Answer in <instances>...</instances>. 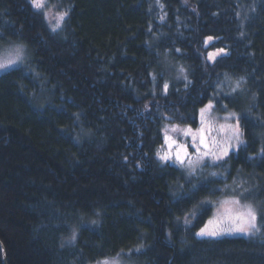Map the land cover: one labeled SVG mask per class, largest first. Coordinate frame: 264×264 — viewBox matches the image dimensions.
I'll return each instance as SVG.
<instances>
[{
    "label": "trees",
    "instance_id": "1",
    "mask_svg": "<svg viewBox=\"0 0 264 264\" xmlns=\"http://www.w3.org/2000/svg\"><path fill=\"white\" fill-rule=\"evenodd\" d=\"M46 6L68 10L56 32L30 0H0V43L29 49L23 66L0 75L5 264H95L120 255L139 264H264L260 235H194L209 207L183 225L201 201L215 199L218 182L185 179L157 156L165 130H196L200 109L223 102L242 113L247 145L220 169L240 179L235 186L262 190L254 205L264 201V127L256 120L264 119V0ZM208 36L219 39L206 48ZM217 49L227 55L208 61ZM181 66L187 80L168 73ZM240 77L246 98L217 93L222 80ZM249 107L252 114H244ZM73 227L77 238L68 243Z\"/></svg>",
    "mask_w": 264,
    "mask_h": 264
},
{
    "label": "snow or ice",
    "instance_id": "2",
    "mask_svg": "<svg viewBox=\"0 0 264 264\" xmlns=\"http://www.w3.org/2000/svg\"><path fill=\"white\" fill-rule=\"evenodd\" d=\"M31 6L38 12H40L44 19L48 21L51 31L56 32L60 29L63 24L65 18L68 16V10L60 11L55 14V23H52L50 17H52L51 10H46V0H30ZM159 3V0H157ZM163 7V5H160ZM239 15V13H237ZM164 17H161L163 19ZM243 35V33H241ZM3 34L0 33V40H2ZM214 38L212 36L206 37L204 40V46L207 48L210 42H212ZM175 51L179 52L180 49H175ZM220 55H227L225 49H217L216 51H210L207 54L206 59L211 62H215L216 58ZM27 59L26 56V46L23 44H10L9 47L0 49V71H6L8 69H15L17 66H23ZM180 74L183 76L185 80H187L186 70L183 66L179 68ZM37 75H39L37 73ZM153 79H155V75L153 74ZM243 77H240L237 81H235L234 86L231 88L232 92H236L237 90L242 89V81ZM190 83V82H189ZM187 87V85H186ZM219 87V86H218ZM169 88L168 82L163 84V92L167 94ZM255 100V94H253V101ZM214 107L212 101H209L204 108L200 109L201 116V128L197 129L194 133L191 128H185L181 131L184 135H190L192 137L193 147L195 148L196 159L193 160L188 151V145L185 144H177L175 140H173L170 136L167 135V131L165 130V141L168 145L167 150L161 152H157V156L161 162H169L172 161L174 163L180 164L182 167L185 166V160L187 159V168H188V177H192L196 174L195 165L197 163H202L205 157H210L213 161L221 162L225 161L226 158L230 157V153L233 151H238L241 146H246L247 141L244 137V128L241 126V118L242 113L230 112L229 117L235 119L234 124H224L220 125L221 131L227 129L229 135L223 141H216L213 138V148H209V144L207 142V138L204 134L205 127L211 129V124L206 120V113L210 112ZM227 108V105H224ZM244 114L251 115V107L243 110ZM227 119V118H226ZM256 120L260 123L261 127H264V119L261 117H256ZM173 131L178 130V126H173ZM198 141V142H197ZM173 145H176V150L173 153L171 151ZM201 146L204 151H201ZM260 155L264 158V148L260 149ZM127 159V157H125ZM211 175L215 176L216 173H212ZM196 185H193L195 188ZM256 191V187L253 186L251 188L243 189L241 195L246 196L252 192ZM207 201H201V204L206 203ZM264 201H261L259 204L254 205L253 203H241V199L233 196L231 198L225 199L220 202V208L217 210L216 214L208 220V222L204 225V227L200 228V230L194 235L196 237H211L216 238L225 234H233V233H241L247 236H257L260 235L264 238V232H261L260 221L264 220ZM220 209H223L221 211ZM195 212H193V216ZM92 224L97 223V221L93 220ZM185 224H190L191 220L185 216L184 218ZM77 238V228L73 227L71 229V235L67 238L68 243H74ZM140 247H143L141 245ZM140 247L130 250V251H140ZM119 255V254H118ZM100 264H119L118 260L109 261L105 259L100 262Z\"/></svg>",
    "mask_w": 264,
    "mask_h": 264
},
{
    "label": "rangeland",
    "instance_id": "3",
    "mask_svg": "<svg viewBox=\"0 0 264 264\" xmlns=\"http://www.w3.org/2000/svg\"><path fill=\"white\" fill-rule=\"evenodd\" d=\"M48 9H50L51 13H52V17H50V19L52 20V23H55L54 17H55V14L57 12L54 11V9L51 6H46V10H48ZM46 22L48 23V21H46ZM10 44H20V43H16V42L3 43L2 42V43H0V49L7 48L10 46ZM26 56H27V58L29 56V49H27V47H26ZM218 57H220V56H218ZM26 61H27V59H26ZM17 67H21V66H17ZM10 70H13V69H8L6 71H0V75H2L3 73H5L7 71H10ZM168 70H169L168 73L173 74L176 77L182 76L178 69L168 68ZM234 84H235V82H233V81L230 82L227 79L222 80L221 88L217 87V93L221 92L222 94H225L227 96H230L232 93L233 94L243 93L244 89L243 90H237L236 92H232L231 88L234 86ZM239 96H241L242 99L247 97V95L245 93L239 94ZM212 102L214 104L213 109L210 112L206 113V120L210 122L211 129L209 130L208 127H205V132H204L210 149L213 148V138H215V140L219 142V141H223L229 135V132L227 129L221 131L220 125L234 124L235 123V119L229 117V113L234 112V111L229 110L228 107L225 108L224 107L225 103H223V102H222V105L221 104L218 105L214 101H212ZM222 107H223V109H222ZM198 117H199V125H198L197 129L201 128V126H202L200 111L198 112ZM182 129H185V127L179 126L178 130H176V131H170L169 130L167 132V135L170 136L173 140H175L177 142V144L188 145V148L191 150V154H190L191 158L193 160H195L196 159L195 148L191 145V143H193L192 137L190 135H184L183 132L181 131ZM196 130H192V131L195 133ZM164 137H165V134H164ZM165 150H166V148L164 146L160 152L162 153ZM201 151H204L202 146H201ZM235 152L236 151H233L230 154H235ZM223 162L224 161L216 162V161H213L210 157H205L203 159L202 163H197L195 165L196 174L192 177H188V175H187V173H188V168L186 166L187 165V159L185 160V166L184 167H182L180 164L174 163L172 161L166 162V163H169V164L173 165L174 167L178 168L183 173L185 179H189V178L190 179H193V178L197 179V178H199L201 183L207 182L208 180L212 181V182H218L215 185V189L212 191V193L218 192L217 194H215V199L204 200L207 202L201 204L200 207L196 208L197 210H194V212H195L194 216H193V212H191L190 214L187 215V218L189 220H191V223L185 224L184 220H183L182 221L183 225L190 227L192 225V223L195 221L198 214L201 212V210L205 209L206 207H209L210 208L209 216L205 219V221L202 225L204 227V225L208 222V220L211 219L216 214L217 210L220 208V202L221 201L228 199V198H231L233 196H236V197L241 199L242 204L243 203H253L251 200L253 198L258 197V195L262 194V190L258 189L256 191L250 193V194H247L246 196H242L241 193H242L243 189L251 188V186L248 185L247 183L245 184V187H244V185L241 186L244 188H240V187L235 186L236 181H238L240 179L237 178L235 180V178H233L234 179L233 180V179L228 178L227 172L220 169V165ZM163 163H165V162H163ZM212 173H216L217 175L213 176V175H211ZM262 206H264V205H262ZM220 210L223 211V209H220ZM223 237L224 238H228V237L250 238L251 236H247V235H244L241 233H233V234L221 235V236L216 237V238H211V237H201V238L217 239V238H223ZM104 260H100L99 262H97L95 264H100V262H102ZM107 260H109V261L118 260L119 264H139L132 259L131 260L126 259L125 256H123V255H120L118 257H113V258H110Z\"/></svg>",
    "mask_w": 264,
    "mask_h": 264
},
{
    "label": "flooded vegetation",
    "instance_id": "4",
    "mask_svg": "<svg viewBox=\"0 0 264 264\" xmlns=\"http://www.w3.org/2000/svg\"><path fill=\"white\" fill-rule=\"evenodd\" d=\"M164 141H165V137H164ZM191 145L193 146V143H191ZM191 145H190V146H191ZM165 148H166V150H167V148H168V145H167L166 141H165ZM175 150H176V145H173L171 151L174 153ZM188 151H189V153L191 154V150H190L189 148H188Z\"/></svg>",
    "mask_w": 264,
    "mask_h": 264
},
{
    "label": "water",
    "instance_id": "5",
    "mask_svg": "<svg viewBox=\"0 0 264 264\" xmlns=\"http://www.w3.org/2000/svg\"><path fill=\"white\" fill-rule=\"evenodd\" d=\"M0 247H1V250H2V256H3V264H5V256H4V250H3V247L1 246V244H0Z\"/></svg>",
    "mask_w": 264,
    "mask_h": 264
}]
</instances>
